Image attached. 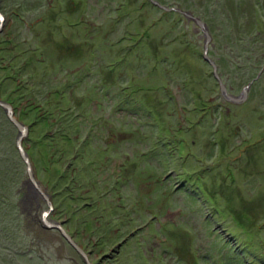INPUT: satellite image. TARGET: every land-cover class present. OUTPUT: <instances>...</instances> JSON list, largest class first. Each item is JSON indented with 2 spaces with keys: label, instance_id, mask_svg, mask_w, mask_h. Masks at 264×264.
I'll list each match as a JSON object with an SVG mask.
<instances>
[{
  "label": "rangeland",
  "instance_id": "obj_1",
  "mask_svg": "<svg viewBox=\"0 0 264 264\" xmlns=\"http://www.w3.org/2000/svg\"><path fill=\"white\" fill-rule=\"evenodd\" d=\"M161 2L205 21L229 92L251 82L246 101L222 96L204 33L182 13L1 0L0 94L29 127L23 146L54 208L30 191L0 108V264H87L45 212L93 264H217V240L264 264V45L250 43L264 0ZM125 98L148 112L115 113Z\"/></svg>",
  "mask_w": 264,
  "mask_h": 264
},
{
  "label": "water",
  "instance_id": "obj_2",
  "mask_svg": "<svg viewBox=\"0 0 264 264\" xmlns=\"http://www.w3.org/2000/svg\"><path fill=\"white\" fill-rule=\"evenodd\" d=\"M152 4H154L155 6H158L159 8L166 10V11H177L179 13H182L183 15H185L189 20L194 21L203 31L204 36H205V46H204V58L205 60H207V62H209L213 68V74L215 76V78L217 79L219 86H220V91L221 94L223 95V97L225 98V100L231 102V103H242L244 101H246L248 99L249 96V89L251 86V82L250 84H247L242 93L239 95H234L231 94L228 90L227 85L225 84V82L222 79V76L219 72V68L217 65V62L212 59L209 55V47H210V43L212 42V34L211 31L209 29V27L207 26V24L205 23V21L196 16L195 14H193L190 11L187 10H183L181 8H175V7H171V6H166L164 4H162L160 1L158 0H149ZM4 20H5V16L4 14L0 11V32L3 29L4 26ZM253 82V81H252ZM0 106L5 110L7 117L9 118V120L13 123V125L18 129L19 131V135L17 137V148L19 151V154L21 156V158L23 159V161L26 164V171H27V175H28V179H29V187H30V191L34 192V193H38L40 195L43 196L44 200L47 201L49 208L53 209L54 205H53V201L51 200L50 196L42 189V187L39 184V181L37 179V176L35 174V170L31 161V158L27 152V150L25 149V147L23 146V142L24 139L27 137L28 133H29V127L26 126L15 114V110L13 105H11V103L3 100L0 96ZM48 212L44 213V223L43 225L46 228H58L59 230H61L62 234L67 238L68 242L85 258L84 260L86 261L87 264H93L91 261H89L88 255L87 253L71 238V236L63 229V227L61 226V224L58 223H53L51 221H49L46 218V214Z\"/></svg>",
  "mask_w": 264,
  "mask_h": 264
},
{
  "label": "trees",
  "instance_id": "obj_3",
  "mask_svg": "<svg viewBox=\"0 0 264 264\" xmlns=\"http://www.w3.org/2000/svg\"><path fill=\"white\" fill-rule=\"evenodd\" d=\"M159 1V0H158ZM162 1V0H161ZM160 1V2H161ZM1 2V0H0ZM228 2V3H227ZM226 3L230 6L231 3L229 1H227ZM162 3V2H161ZM163 4V3H162ZM233 6V5H231ZM234 8V7H233ZM4 9V7H3ZM232 10V9H231ZM263 41V42H262ZM250 43L252 44H256V43H263L264 45V35L262 33H257L256 35H254V37L251 39ZM218 64V62H217ZM58 91V90H57ZM59 92V91H58ZM119 95V94H118ZM1 96V94H0ZM107 96V95H106ZM2 98V97H1ZM118 105L115 109V113H119V112H122L124 114H129L133 117H135L136 115H140V111H142L144 114L147 113V109L142 105L140 104V102H138V100L134 99V98H128L126 99H121L118 101ZM129 105V106H128ZM1 109H3L1 106H0ZM4 110V109H3ZM5 112V110H4ZM6 114V112H5ZM115 115V114H114ZM147 115V114H146ZM64 116V115H63ZM6 117V121L8 122V124L13 125V123L9 120V118L7 117V115H5ZM77 118H75L73 121H76ZM72 121V122H73ZM72 122H70V124H72ZM79 125V124H78ZM75 125H70V126H66V125H63V130H61V132H64V130L66 131L67 129H70V127H74ZM15 127V126H14ZM68 127V128H67ZM100 131V128L98 130V132ZM70 132V130H69ZM97 133V132H96ZM100 133V132H99ZM87 141H91L90 138H87L86 139ZM3 142V141H2ZM9 149V148H8ZM7 149V150H8ZM15 150H18L17 148V145L16 147L14 148ZM5 149H1L0 150V161H1V158H3L5 161L7 160L6 157L4 156V153H5ZM20 155V154H19ZM21 158V156H20ZM22 159V158H21ZM23 160V159H22ZM24 162V161H23ZM25 163V162H24ZM9 166V164L7 163V166L6 168ZM220 245H216L214 244L213 242L211 243L210 247L208 248V251H212L215 255L217 256H221V262H217V264H245L243 262V258L241 257H238V255L234 254V253H231V252H234L232 250L231 245L229 244V241L228 240H217ZM233 245V244H232ZM221 246V248H220ZM235 247V245H234ZM24 254V253H22ZM214 256L210 253L207 254V256L204 257V260H207L209 261L210 263H212V259ZM245 261V260H244Z\"/></svg>",
  "mask_w": 264,
  "mask_h": 264
},
{
  "label": "flooded vegetation",
  "instance_id": "obj_4",
  "mask_svg": "<svg viewBox=\"0 0 264 264\" xmlns=\"http://www.w3.org/2000/svg\"><path fill=\"white\" fill-rule=\"evenodd\" d=\"M223 96V95H222Z\"/></svg>",
  "mask_w": 264,
  "mask_h": 264
}]
</instances>
